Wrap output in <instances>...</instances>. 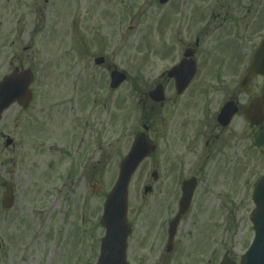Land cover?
<instances>
[{"label":"rangeland","instance_id":"rangeland-1","mask_svg":"<svg viewBox=\"0 0 264 264\" xmlns=\"http://www.w3.org/2000/svg\"><path fill=\"white\" fill-rule=\"evenodd\" d=\"M179 1L0 0V51L9 58L36 53L29 109L14 105L0 122V200L4 183L12 184L14 196L10 210L0 206V264H95L105 196L141 131V97L197 38L199 51H218L220 58L259 43L264 0H182V7ZM97 57L103 66L94 65ZM108 67L127 76L114 91ZM209 79L202 70L199 80ZM213 88H204L205 110L197 99L186 111L178 109L171 126L162 121L172 117L167 107L160 110L148 134L157 151L129 185L130 212L146 209L140 226L148 229L161 222L165 199L175 198L164 176L173 178L177 166L180 176L202 177L170 264H219L224 255L237 262L253 238L251 194L264 173V156L239 119L223 135L213 133ZM145 186L153 194L143 195Z\"/></svg>","mask_w":264,"mask_h":264},{"label":"flooded vegetation","instance_id":"flooded-vegetation-1","mask_svg":"<svg viewBox=\"0 0 264 264\" xmlns=\"http://www.w3.org/2000/svg\"><path fill=\"white\" fill-rule=\"evenodd\" d=\"M193 2L196 4L199 2V0H193ZM247 12L250 13V10ZM215 19L217 20L216 17ZM227 20L228 16L223 19V23H225ZM230 21H232L233 25L236 22L234 21L233 17H230ZM219 25V29H222L223 24L220 22ZM254 34L258 35L257 33L253 32V35ZM260 36L261 37L259 40L263 38L264 30L260 32ZM241 37L242 35L238 36V40H240ZM256 45H258V43H246V48L241 49L240 51H226L227 53H224L222 58L218 56V51H210V54L206 51H199L198 38L195 41L193 47L187 45L185 49L179 51V58L177 62L174 63L169 70L161 75L160 82L157 83V85H162L164 89V103L155 104L148 98L147 95H143L141 97V100L138 103V106L141 107L143 114L141 129L143 127H147L149 134L152 130V124H154V122L158 119V114L164 107H167V114L171 113L172 117L171 119L170 115H168L167 119L163 117V124L167 125V123H170L168 126H171L172 122H174L172 119L176 118L178 115V109H180V113L186 111V109L195 103L197 99H200L202 105L206 104L205 101L203 102V97L208 94L207 91H204V88L207 85L216 86V88L212 89V92L208 97V107H213V133L216 132L219 134V136H221L230 128L231 124L230 126L223 128L218 122L219 114L226 106L230 105V103H233L237 110L236 115L232 119L231 123H233L235 119H239L248 129L249 125L244 116V109L251 99L261 95L264 91V79L261 77H256L250 83V85L245 88V90L241 89L242 75L246 72L249 66L250 58L255 52L254 50ZM222 52L219 55H221ZM0 56L2 60V62L0 61V64H3V66L0 65V70H4L0 80L14 71L18 74L24 70L31 71L33 76L36 78L35 52L32 53L31 57H28L26 54H24L22 57L12 56L9 58L5 57L3 51H0ZM202 70L206 72L207 76H210V81L199 80ZM193 72L194 75L187 88L182 94H178L177 84H181L182 82L184 83L185 79L192 75ZM258 81L259 89H256L255 84ZM32 85L34 86V90H32L33 99L34 95L36 94V81H34ZM192 88H194V90L191 95L185 98L186 94L191 91ZM169 92H171L172 95L166 97V93L168 94ZM201 110H205L204 105L201 106ZM78 122L79 119L75 118L74 124L76 125ZM219 136L215 135L212 139L218 140ZM78 140L80 143H83L84 141V139L80 137ZM225 144L227 145V142L222 140L219 146L224 147L226 146ZM206 145H208V143H206ZM205 178L207 180V176H205ZM162 179L165 181V183L169 182V184L173 186L172 188H169L167 185L166 189L171 190V193L174 192L175 198L171 203L169 202V199L168 202L167 199H165L163 206L160 205L162 212L166 211V213L161 216V222L152 228L149 227L147 229L148 226H146V228L143 229L140 226V222L144 219L146 209L140 208L130 212V209L128 208L127 222L130 228L126 248L128 264H170L172 255L177 253V245L179 240L178 232L185 219L190 220V213L195 202V195L202 177H199L197 172H195V174L190 177L180 176L179 167L176 166L173 178L169 177L167 174ZM184 188L186 189L187 193L193 189L194 192L192 201L186 211V214L180 217L178 226L176 228V233L173 238L172 246L168 247L169 224L179 212V203ZM149 193L153 194V188ZM142 207H144V205ZM169 248H171L170 252L168 251Z\"/></svg>","mask_w":264,"mask_h":264},{"label":"water","instance_id":"water-1","mask_svg":"<svg viewBox=\"0 0 264 264\" xmlns=\"http://www.w3.org/2000/svg\"><path fill=\"white\" fill-rule=\"evenodd\" d=\"M262 49L264 51V45ZM263 51L261 50L260 52ZM257 61L258 53L256 62L248 73L246 83L255 74H264V69L261 68L262 66L264 67V61H262L261 64H256ZM102 62L103 59L96 60L97 65L102 64ZM110 78L111 88H117L126 79L124 74L116 71L112 72ZM188 79L189 77L184 81L181 89L186 86ZM21 80L22 79L11 76L0 84V114L14 103L15 100L24 96V93H26L27 83L25 85V82ZM150 96L155 102H161L163 100L162 89L158 87L155 91L150 93ZM263 99L264 96L251 104L250 110L254 115L260 112ZM229 117L230 115L228 113L225 120ZM252 139L254 145L264 153V130L261 133H255ZM9 143L8 141L7 145H9ZM154 150L155 147L141 134L136 138L129 154L120 164L117 182L107 195L104 204L103 226L106 228V237L102 241L101 255L98 264H125L124 249L126 234L128 232L125 215L128 184L141 161ZM4 187L6 188V192L2 198V207L10 209L13 205L12 188L10 184H6ZM190 196L191 193H187L186 200H189ZM252 200L255 204V210L250 217V221L253 224L255 237L250 249L242 257L240 264H264V177L255 188ZM222 264L231 263L228 262L227 259H224Z\"/></svg>","mask_w":264,"mask_h":264}]
</instances>
